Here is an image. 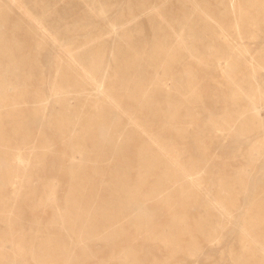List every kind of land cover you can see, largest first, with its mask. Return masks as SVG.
Returning <instances> with one entry per match:
<instances>
[{"label": "bare ground", "instance_id": "1", "mask_svg": "<svg viewBox=\"0 0 264 264\" xmlns=\"http://www.w3.org/2000/svg\"><path fill=\"white\" fill-rule=\"evenodd\" d=\"M130 4V7L134 4L136 8L126 9L123 16L133 20L136 17L135 10L142 15L157 9L160 19H155L154 15L148 18L152 37L149 42L139 39L140 28L137 26H134L133 31L126 30L118 35L120 44L116 52H113L115 71L108 76L103 73L106 59L101 43V47L97 45L99 49L96 46V49L83 52L87 60H81L86 65H80L86 70L81 74L75 67L78 64L76 56L71 55L76 48L73 39L76 38L78 42L77 37H74L75 33L71 34L76 30L70 28L71 35L65 36L69 40H62L55 34H49L41 21L27 9H23V4L18 0H0V10H11L14 5L18 10H23V17L27 21L24 25L14 23L10 29L0 22V194H5V184L9 183L11 186V198H0V223L3 221L7 230H11L7 234L0 233V264H12L19 259L16 256L23 259L26 254L40 264H82L86 258L82 248H71L66 239L53 232L44 236H39L38 231L31 232L26 238L24 223L16 224L11 217L13 209L6 210L3 207L5 203L12 201L15 208L14 203L18 199L31 212L42 208L50 209L54 218L47 223V227L58 225L64 229H77L81 231L82 237L92 235L98 226L107 222L113 224L110 236L115 238L120 236L123 224H129L131 228H135V232L144 236L146 243L143 241L140 247L145 251L128 248L123 259L119 254L116 257L118 264H160L157 259H150L149 250L146 249L150 241L159 242L169 250V257L166 258L168 263L172 260L174 264H180L176 261L177 255L195 257L201 252L200 241L194 236L195 233L208 244L213 238L220 241L223 235L219 236L217 231L228 227L231 230L236 214L242 213L237 238L240 252L237 255L230 252L231 262L228 264H264V174L259 178L258 185L250 189L248 182L251 173L245 168L264 159V136L249 146L241 167L224 175H204H210L208 180L212 181L213 186L211 200L198 218L189 219L186 214L178 212L177 208L174 210L172 207H165L170 212L169 218L161 222V231L151 234L146 230L151 229L153 216L141 209L138 213L136 202L140 196L144 200L158 199L170 204L172 186L179 197L188 198L203 180V176L196 175L201 160L200 163L197 160H180L177 146L171 141H163L158 130L151 126V120L158 117L161 129L171 125L172 131L179 137L185 132V126L179 125L180 123L197 122L189 105L195 103V70H185L178 79L173 78L170 71L171 66L182 60L187 45L191 56H196V43L206 41L209 43L208 56L216 61L231 60V65L226 70L232 84L231 96L235 100L242 96L248 97L250 103V108L239 113L233 122L239 121V129L244 132L248 130L264 133V120L258 116V106L263 100L257 95L259 89L256 77L259 70H264V43L257 51H253L251 47V41L257 38L256 31L264 19V0H139L128 3ZM3 18L4 15L0 14V21ZM114 22L117 20L110 23L111 28ZM76 26L82 31L79 33L83 39L92 37L93 31L84 29L80 23ZM26 35L39 38L37 41L40 48L45 39L48 51L54 52L49 45L51 44L62 47L67 55L70 54L69 58H59L61 67H58L57 62L53 63L55 74L48 93L43 88L29 93L26 88V83L33 75L32 68L25 71L23 68L27 64L21 62L23 56H14L21 50L18 36ZM9 39H15L18 43L10 45ZM55 56L58 58L57 48ZM109 64L107 61V66ZM242 64L245 65L246 72L233 76ZM148 66L155 67L161 73L151 84L144 77L140 78ZM40 69L35 67L41 74ZM165 78L172 80V90H168L170 87L165 85ZM98 83L102 87L105 84L104 90L95 88L94 93L86 92V86L97 87ZM253 83L257 86L254 87ZM155 85L166 92L164 107L159 112L155 109L152 95ZM184 86L185 90L190 91L189 97L184 94L185 90L182 91ZM114 89L116 94L112 93ZM122 92L126 93L134 107L143 108L146 114L139 117L129 109L124 113L120 105ZM25 97H29L34 103L23 109L19 104L24 103ZM122 114L127 116L125 123L121 120ZM46 117L49 118L55 137L62 141L67 150L63 172L67 176L69 187L63 200L56 197L55 180L44 184L36 176L37 168L44 164V156L39 152L45 153L51 150V146L41 136H33V131L37 127L41 131ZM223 122L227 127L233 125L226 117ZM218 129L219 126L212 122L209 131L216 134ZM197 130L193 131L195 136L205 131ZM141 133L144 135L142 142L133 147L135 157L117 159L112 171L105 167L111 160L105 158L108 152L114 154L124 151L126 145L137 141ZM123 137L126 145L123 144ZM196 148L204 150L201 140ZM90 163L94 175L101 178L98 186H102V191L92 189L95 180L88 170ZM28 166L31 167V179L26 186L24 179ZM17 180L20 187H16ZM34 181L43 184L36 186ZM140 185H147V189L139 192ZM42 187L46 189L43 190ZM249 190L252 197L242 211L237 203ZM100 220L105 222L101 224ZM12 224L19 225V230L13 232ZM181 234L188 237L185 247L180 243ZM6 235L11 238L9 249L2 245L7 241L3 238ZM224 259L222 252L214 263Z\"/></svg>", "mask_w": 264, "mask_h": 264}, {"label": "rangeland", "instance_id": "2", "mask_svg": "<svg viewBox=\"0 0 264 264\" xmlns=\"http://www.w3.org/2000/svg\"><path fill=\"white\" fill-rule=\"evenodd\" d=\"M18 1L21 3V5L23 4V9H27L33 16L41 21L42 25H44V27H46L49 31V34H55L57 38L68 41L69 38L67 39L65 38V36H69L75 33L74 37H77L79 43L75 40L76 38L73 39L75 41L74 46L76 48H73L74 51H72L71 55L73 57L76 56L78 64L75 62V67L76 70L81 74H84V71H86L84 68H81L82 65L83 67H86L83 61L87 60V56L84 55L83 52H87V50L90 49H96V46L98 44V46L102 44L101 46L106 52H104L106 59L104 65H106V67L104 68L103 73L107 74L108 76L110 74L112 75L115 71V67L113 65L115 53L113 52H116V48L118 44H120L118 35L126 30L131 29V31H133L134 26H137L140 28L139 39L143 42H149L152 37L148 27V18L154 15L155 19H160V15L157 9L142 15L141 12L135 10L134 14L136 17L133 20H131L130 17H125L122 15L123 13H125L126 9L136 8L134 4L132 7H130L131 4L128 5V3H133L139 0ZM22 13L23 10H18L14 5L11 6V10L1 9L0 14H3L4 18L0 22L4 25V27L9 29L14 23L24 25L25 23H27V21L26 19H24ZM114 20H117L119 24L117 22H114V25L111 28L110 23H112ZM78 23H80L84 27V29L93 31V35L91 38H82V34L80 35L79 33L81 30L78 26H76L78 25ZM23 27L24 26H22V28ZM70 28L76 31L73 30L74 32L70 34V32L72 31L69 30ZM20 33H22V31ZM65 33L67 35H65ZM256 33L257 38L251 41V47L253 51L259 50L264 43V19ZM17 40L21 45V50L16 53L17 55L14 56H23L21 62L27 64L23 68L25 71L32 68L31 71L33 75L26 83L27 90L29 91V93H33L37 88H43L44 92L48 93L49 86L55 74L53 63L57 62L59 67L61 65L60 59H63V57L67 58V56L70 54L67 55L62 50V47L59 48L56 47V45H53V47L51 44H49L52 47L51 50H53L55 53L57 48V58L54 52L48 51V44L45 39L42 40L41 48L38 47L37 40H39V38H30V36L26 35L25 37L18 36ZM9 42L10 45L18 43L15 39H9ZM84 43L86 45H84ZM196 46L198 47V56H191V54L188 52L187 45L185 47L186 49L183 51L182 60L171 66L170 71L173 78L178 79L180 75H182V73H185V70H195L197 75V87L195 89L196 97L194 100L195 103H190L189 105L194 112V115L196 116L197 122L180 123L179 125L185 126V132H183V134L179 137L178 135L174 134L171 125H167L165 128L161 129V120L158 117L151 120L153 121V124L151 126L158 130V133L163 141H171L177 146V154L180 160H197L199 161V163L201 160V166H197V169H199V171H197L196 175L203 176V180L201 185L198 188H195L192 192V195L188 198L179 197L174 192V186H172V199L170 204H166L158 199L144 200L143 198H140V196H138V199L136 201L137 212L139 213V211L142 210L150 213L153 216V219L150 222V225L152 227L150 230H146L151 234H156L161 231V222L169 218L170 212L166 211L165 207L169 209L170 207H172L174 210H176L177 208L178 212L186 214L189 219L198 218V215H201L204 206L208 203L209 200H211L210 192H212L211 188L213 186V183L212 181L208 180V177L210 175L214 176L217 173H221V175H224L227 174L230 170L241 167L245 162L246 152L249 146L257 139H261L262 136H264L263 132H253L248 130L244 132L243 130L239 129V121L235 123L233 122V120L237 119L239 113L247 111L250 108V103L248 97L242 96L239 97L238 100H235L231 96L230 91L232 89V84L229 79L230 75L226 73V70L231 65V60L229 59V62L227 61L228 59H218V61H216L212 57L208 56L207 49L209 47V43L206 41L197 42ZM100 47H98L97 49H99ZM224 60L227 62L226 64L224 63ZM107 61L108 63H110L108 66ZM244 66L243 64L240 65L237 68L236 72L232 75L238 76L241 72H246ZM35 67L41 68V74L37 70H35ZM146 69L147 70L145 72L143 71V74L142 76H140V78L144 77L147 82H150V84L153 79L156 81V79L161 76L160 71H157L155 67L148 66ZM256 77L259 89L257 95L260 96L264 102V70H259V72L256 74ZM166 80L168 81L166 82ZM165 85H168L170 87L168 90H172L173 83L170 78H165ZM96 86L97 87L91 85L86 86V92L94 93L95 88H98V90L100 91L104 90L105 84L103 87L100 86L99 83ZM253 86L256 87L257 85L253 83ZM166 88L168 87L166 86ZM152 90L155 109L159 112L164 107L163 101L165 102L164 95L166 94V92L162 91V89H160L157 85H155ZM184 90L185 86L182 91ZM112 93L116 94L117 92L114 89ZM184 94L186 95V97H189V89H186ZM170 96L172 97L173 95ZM263 102H261L258 106V116L261 120H264ZM33 103L34 102L31 101L29 97H25L24 103H20L19 106H21L23 109H26L32 106ZM120 105L124 113L128 112L129 109L133 114L139 117L146 114V111H144L143 108L139 109L138 107L136 108L131 104L130 100H128V98L126 97L125 92H122ZM110 109L112 110V108ZM224 117H226V119H228L230 123H233L232 127H227L225 124H223ZM126 119L127 116L125 114H122V122L125 123ZM211 121L219 126V131L217 130L216 134L209 131L212 125ZM38 128L39 127L34 129L33 136H41L42 138H44V140L51 146V150L45 153L39 152L40 155L44 156V164H42L43 167L40 166L39 168H37L38 170L36 171V176L40 177L44 184L48 183L49 181L52 182L53 180H55L53 182L56 183V197L59 200H63L69 187L67 176L63 172V166L65 165V162L67 160V150L64 148L62 141L55 137L48 117L44 118L41 126V131H39ZM196 129L205 131L201 135L195 136L193 131H195ZM143 137L144 135L142 133L139 134L137 137V141L130 143L129 146L126 145V143L124 142L125 138L123 137V144L126 145L125 150L122 152H114V154L108 152L105 158H111V160L109 163H106L105 167H108L110 171H112L113 165L115 164L117 159H131L135 157L136 151L133 147H135L137 143L139 144L140 142H142ZM200 140L202 141L204 150L196 148V145L198 144V142L200 143ZM155 152L160 156L157 151ZM242 156H244V158ZM163 158L165 159V157ZM262 160L264 159L262 158ZM262 160H259L254 166L245 167L248 173H251L250 182H248V188L250 189L253 186L258 185L259 178L264 174V161ZM91 165V163L88 164V170L95 180V184H92V189L102 191V186H98L100 185L99 183L101 178L100 176L94 175V172L90 168ZM30 172L31 167L28 166V168L26 169V177L24 179L26 180V186L31 179ZM18 173L21 174L20 171ZM206 173L210 175L204 176ZM43 183L34 181V184H37L36 186H42ZM15 184L16 187H20L18 180L15 182ZM28 189L29 187H27V190ZM42 189L45 190L46 187H42ZM146 189L147 185H140L139 192H142ZM4 191L5 194H0V198H2L3 200L11 198V194L9 192L11 191V186L9 185V183L5 184ZM251 197L252 194L249 190L238 200L237 205H239V208L242 209V211ZM3 207H5L6 210L13 209V212H11L13 215H11V217L15 220L16 224L19 223L20 225L21 223H24L26 238L27 236H30L31 232L36 233L38 231L37 233L39 236H44L53 232L54 234L60 236L62 239H66L71 248L75 250L82 248L84 251V255L86 256L82 264H118V260H116V257H118L119 254L123 259L128 248H133L140 252L145 251L140 247L141 243L144 241V236H141L140 232H135V228H131L127 223L123 224L120 236L112 238L110 236V233L112 232L111 226L113 224L107 223L104 220H100L101 224L105 222L104 225L98 226V228L93 231L94 233H92V235L86 234L85 237H82L80 236L81 231H78L77 229H64L60 228L58 225H56V227H47V223L52 221L54 218L53 212L48 208H42L36 212H31L27 205L25 207L20 203L19 199L16 203H14L15 208H13L12 201L9 202V204L5 203ZM21 211H23L24 213H21ZM123 216L126 217V214H124ZM241 218L242 213L236 214L235 219L233 220L235 224L231 230H229L230 227H228L227 229H222V231L220 229L219 231H217V234L219 236L223 235L220 238V241L218 238H216L215 240L213 238L212 240H210L212 243L209 242L208 244L203 241L202 237L199 234L195 233L194 236L201 243H199L201 252H198L196 254L197 256L195 257H183L182 254H179L176 257V261H178L180 264L230 263V252H233V255H237L240 252L237 238L239 234L238 230ZM19 225L15 226L14 224H12L13 232L19 230ZM46 229H49V231ZM10 232L11 230H7L6 224H4L2 221L0 223V233L7 234ZM164 232H167V230H165ZM3 238L7 241H4L2 245L5 248L9 249L11 247V244L9 242L11 240L10 236L6 235ZM179 239L180 243H182V246L185 247V243L188 242V237L181 234L179 236ZM144 242L146 243V241ZM149 246L152 248L149 249ZM146 249L149 250L150 259L155 258L160 264H174L172 260L169 261V263L166 261V258L169 257V250L161 246L159 242L155 243L150 241L148 246H146ZM222 252H224L225 259L222 260V262L217 261V263H214L217 260L219 254ZM207 257L209 258L207 259ZM15 258L19 259H17V261L12 264H40L30 258L29 254H26L25 258L23 259L19 256H16Z\"/></svg>", "mask_w": 264, "mask_h": 264}]
</instances>
